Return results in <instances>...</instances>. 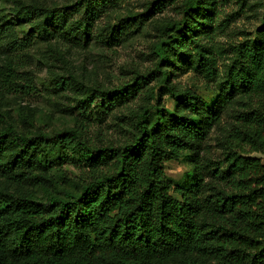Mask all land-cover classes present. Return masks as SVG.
I'll return each mask as SVG.
<instances>
[{
  "label": "trees",
  "instance_id": "trees-1",
  "mask_svg": "<svg viewBox=\"0 0 264 264\" xmlns=\"http://www.w3.org/2000/svg\"><path fill=\"white\" fill-rule=\"evenodd\" d=\"M111 1L80 0L75 10L59 12L29 5L18 16L38 35L88 38L99 8ZM167 1L153 0L132 19L140 24ZM215 3L186 0L181 19L163 27L154 69L123 86L94 88L82 99L117 102L151 75L167 80L172 68L185 66L217 80L213 102L171 89L175 108L157 98L155 111L146 107L134 114L137 135L118 145H92L78 127L0 129V264H264V161L250 155H264V25L232 45L225 76L217 77L208 40ZM125 28L111 26L103 40H118ZM2 41L7 52L0 89L31 92L32 78L22 81L17 65L29 37L2 21L0 50ZM224 111L231 121L218 139L222 159L201 155ZM67 151L89 170L77 182L49 173ZM184 152L191 156V173L185 183L172 185L159 160ZM28 183L43 193L21 191Z\"/></svg>",
  "mask_w": 264,
  "mask_h": 264
},
{
  "label": "rangeland",
  "instance_id": "rangeland-1",
  "mask_svg": "<svg viewBox=\"0 0 264 264\" xmlns=\"http://www.w3.org/2000/svg\"><path fill=\"white\" fill-rule=\"evenodd\" d=\"M79 1L0 0V22H9L19 37L26 35L30 39L17 65L22 81L32 78L33 82L31 92L7 93L0 89V129L7 124L26 133L37 127L47 132L78 127L82 128V137L92 145H118L137 135L134 114L146 107L155 111L157 98L160 104L175 108L177 101L171 89L174 93L193 91L213 102L217 80L207 79L193 67L183 66L182 69L172 68L167 80L151 75L147 83L123 100L106 104L97 97L90 104L82 103L94 88L109 90L123 86L154 69L160 57L163 27L181 19L186 0L167 1L151 18L140 24L132 17L145 13L153 0H112L99 8V16L89 27L88 38L38 35L30 22L18 16L23 6L36 5L59 12L75 10ZM215 5L214 28L208 40L216 58L217 77L223 78L232 45L245 38H253L264 25V0H216ZM120 23L126 30L119 39L103 40L108 36V28ZM6 52V42L2 41L0 67H4ZM230 121V113L225 114L224 111L220 128L212 129L203 143L201 155L222 159L218 139ZM250 155L264 161V155L260 153ZM159 163L172 185L185 183L192 169L191 156L187 152L179 158L162 157ZM49 173L60 182L68 178L77 182L89 170L67 151ZM29 190H36L39 195L43 193L38 185L32 183L21 188V191Z\"/></svg>",
  "mask_w": 264,
  "mask_h": 264
}]
</instances>
